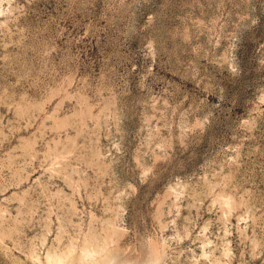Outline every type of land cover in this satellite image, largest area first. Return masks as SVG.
I'll use <instances>...</instances> for the list:
<instances>
[{"label": "rangeland", "instance_id": "374dc122", "mask_svg": "<svg viewBox=\"0 0 264 264\" xmlns=\"http://www.w3.org/2000/svg\"><path fill=\"white\" fill-rule=\"evenodd\" d=\"M0 264H264V0H0Z\"/></svg>", "mask_w": 264, "mask_h": 264}]
</instances>
